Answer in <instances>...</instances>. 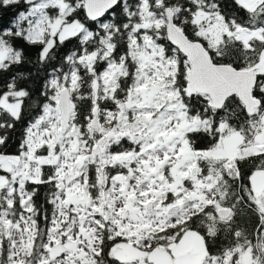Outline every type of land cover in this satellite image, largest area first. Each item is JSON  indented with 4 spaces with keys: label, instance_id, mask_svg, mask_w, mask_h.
I'll use <instances>...</instances> for the list:
<instances>
[{
    "label": "snow or ice",
    "instance_id": "6c2138e0",
    "mask_svg": "<svg viewBox=\"0 0 264 264\" xmlns=\"http://www.w3.org/2000/svg\"><path fill=\"white\" fill-rule=\"evenodd\" d=\"M0 264H264V0H0Z\"/></svg>",
    "mask_w": 264,
    "mask_h": 264
}]
</instances>
